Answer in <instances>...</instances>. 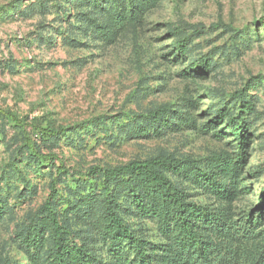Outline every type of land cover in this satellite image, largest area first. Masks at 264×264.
Returning a JSON list of instances; mask_svg holds the SVG:
<instances>
[{
	"label": "rangeland",
	"instance_id": "obj_1",
	"mask_svg": "<svg viewBox=\"0 0 264 264\" xmlns=\"http://www.w3.org/2000/svg\"><path fill=\"white\" fill-rule=\"evenodd\" d=\"M40 1L47 6L38 9ZM131 5L0 0V264H47L50 241L40 253L22 243L46 206L69 215L59 223L80 243L85 225L71 214L80 197L75 185L82 180L98 192V169L159 155L201 168L218 154L236 161L231 119L248 125L249 140L236 188L228 186L232 198L169 177L187 200L224 210L236 224L264 211V0H157L139 21L106 23L115 8L124 13ZM162 106L171 114L148 119ZM51 130L60 132L49 143ZM27 142L58 159L35 166ZM59 162L66 172L56 173ZM131 222L160 240L153 220ZM259 242L242 243L244 253Z\"/></svg>",
	"mask_w": 264,
	"mask_h": 264
},
{
	"label": "trees",
	"instance_id": "obj_2",
	"mask_svg": "<svg viewBox=\"0 0 264 264\" xmlns=\"http://www.w3.org/2000/svg\"><path fill=\"white\" fill-rule=\"evenodd\" d=\"M84 1L98 4L101 0ZM117 2L106 0L110 4ZM156 2L128 0V5H136H131L125 11L122 9L124 13L115 8L106 23L119 28L139 21V17ZM46 6V2H38V9ZM179 47V53L184 54L185 43ZM201 66L208 69L210 64L205 61ZM244 107L250 109V104ZM169 114L170 107L162 106L150 111L147 116L158 123ZM11 119L21 125L15 117ZM183 119L189 120L188 117ZM169 125L174 127L171 121ZM246 126V123L238 124L233 119L229 122L230 132L239 144L236 161L227 155L218 154L201 168L192 161H179L159 155L113 168L98 169L96 174L92 172L93 180H98L101 185L98 192L94 186L82 180H78L75 185L80 187L77 192L80 197L76 198L71 214L85 225L79 234L81 242L72 241V232L62 225L69 215L66 212L58 215L46 206L44 218L33 222L25 235L20 236H23L25 250L40 253L50 241L47 264H264V229L256 232V228L264 223V211H258L256 216L236 224L224 210H211L187 200L186 192L169 177L175 175L196 187H205L221 199L232 198L235 193L228 186L232 187L233 184V188H236L238 164H243L245 160V148L249 141L245 135ZM59 132L51 130L50 137L44 140L52 143ZM27 144V151L36 155L35 166L39 167L40 163L50 158L58 159L53 155L39 154L32 144ZM63 172L66 170L59 162L56 173ZM55 180L52 181V194L47 200L49 203L56 199ZM85 190L87 192L82 194ZM261 198L264 202V195ZM81 205H85L82 211ZM131 219L153 220L159 230L160 240H149L143 229L135 226ZM59 220H62V224ZM45 234L48 236L44 237ZM251 239H260L262 242L257 243L255 249L244 253L242 243Z\"/></svg>",
	"mask_w": 264,
	"mask_h": 264
}]
</instances>
